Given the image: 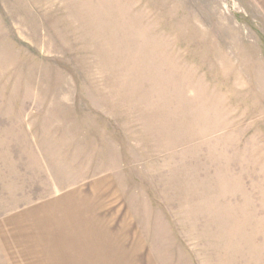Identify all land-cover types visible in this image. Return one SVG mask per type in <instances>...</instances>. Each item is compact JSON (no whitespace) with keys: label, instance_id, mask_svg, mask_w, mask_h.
I'll return each mask as SVG.
<instances>
[{"label":"rangeland","instance_id":"rangeland-1","mask_svg":"<svg viewBox=\"0 0 264 264\" xmlns=\"http://www.w3.org/2000/svg\"><path fill=\"white\" fill-rule=\"evenodd\" d=\"M0 264H264V0H0Z\"/></svg>","mask_w":264,"mask_h":264}]
</instances>
